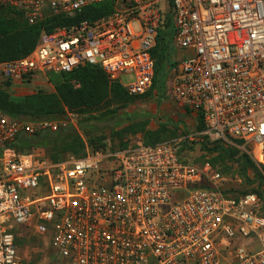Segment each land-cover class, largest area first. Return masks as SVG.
<instances>
[{"label": "built area", "instance_id": "obj_1", "mask_svg": "<svg viewBox=\"0 0 264 264\" xmlns=\"http://www.w3.org/2000/svg\"><path fill=\"white\" fill-rule=\"evenodd\" d=\"M102 2L110 4L107 14L83 18ZM0 6L21 11L28 25L67 22L42 31L27 55L0 62V81L14 96L33 93L39 75L85 64L100 67L128 96H142L169 11L171 44L187 52L170 93L203 124L177 139L86 147L80 157L52 162L10 144L20 134L54 132L57 121H18L0 112V264H21L17 227L47 239L55 264H264L260 196L236 193L239 177L208 160L193 163L181 151L196 138L235 140L264 168V0H0Z\"/></svg>", "mask_w": 264, "mask_h": 264}, {"label": "trees", "instance_id": "obj_2", "mask_svg": "<svg viewBox=\"0 0 264 264\" xmlns=\"http://www.w3.org/2000/svg\"><path fill=\"white\" fill-rule=\"evenodd\" d=\"M109 11L110 4L108 2L96 3L87 8L83 18L93 19L107 14ZM64 23L67 22L51 19L28 25L21 11L0 6V62L27 55L36 45L42 31H49L52 26ZM173 34L171 13L168 11L162 27L157 31L156 44L152 50L154 60L152 83L148 91L142 96L149 94L154 89H158L159 92L164 91L169 66L175 65L170 62ZM45 77L53 86L54 91L51 93L36 89L30 94L14 96L9 89V84L5 81L1 82V113L18 121L50 119L59 123L54 132L42 131L30 136L18 135L10 144L17 152L27 154L39 151L49 161L58 162L68 155L76 157L84 155L86 147L115 150L130 145L127 142L115 146L107 144L105 142L106 137H103L102 133L105 130H117L115 136L119 138L128 133L129 123H126L125 117L118 114L113 107L126 105L133 98L138 97L128 96L119 83L110 81L101 68L96 65H80L68 73H47ZM69 115H76L78 120L73 122ZM198 123L197 129L201 130L203 124L200 117ZM138 126L141 125L138 124ZM163 138L160 127L158 131L145 133L140 143L153 145L164 141ZM232 142L239 145V141L234 140ZM203 148L205 150V146ZM234 150L233 146H222V143L220 146L216 144L207 149L210 153L215 152V157L207 160L221 173L236 176L233 174L232 167L224 164L225 161L233 162ZM221 162H223L222 168L225 169L218 167ZM234 162H241L243 175L250 168L255 171V176L260 182L264 180L262 173L245 153L242 152ZM240 179L242 180V178ZM246 192L251 191H236L238 194ZM252 192L256 193L255 191ZM17 242L15 238V244Z\"/></svg>", "mask_w": 264, "mask_h": 264}, {"label": "rangeland", "instance_id": "obj_3", "mask_svg": "<svg viewBox=\"0 0 264 264\" xmlns=\"http://www.w3.org/2000/svg\"><path fill=\"white\" fill-rule=\"evenodd\" d=\"M183 54L182 50H178L172 46L170 48V62L175 65L169 66L167 73V81L163 92H159L158 89H154L144 96L133 98L130 103L126 105H117L113 108L116 112L126 119V123H129V132L125 133L122 137H117L115 134L117 130L109 131L105 130L102 133L103 137H106L105 142L112 146L119 143H129L130 145L142 142L143 135L148 132H155L162 128L163 140L177 139L187 133H194L199 127L198 119H191L187 114L188 109L180 106L172 98L170 89L176 73V61L178 55ZM35 80L43 81V84L31 86L34 90L51 93L53 92V86L48 82L47 77L39 75ZM123 83H126L128 77H121ZM1 86V81H0ZM73 122L78 120L76 115L70 116ZM140 124L141 126H138ZM141 130V131H140ZM115 132V133H114ZM113 133V134H111ZM219 142V143H217ZM209 142L205 139L196 138L193 142L183 144L182 156H185L187 160L193 163H200L204 160L215 157V152L210 153L207 149L214 147V145L222 143V146H233L234 157L232 161H225L224 164L232 167L233 174L242 178L241 183L236 187V191H255L260 194L261 209L264 214V180L262 182L256 178L255 171L248 168L245 174L241 171V162H234L235 159L242 153L241 149L236 147L232 140ZM205 146V150L204 147ZM252 161V160H251ZM252 163L262 173L264 179V172L262 167L257 165L254 161ZM223 162L219 164L222 168ZM230 172V171H228ZM230 174V173H227ZM242 175V176H241ZM16 243L18 254L21 260V264H55L53 252L48 246V240L42 237H36L31 235L25 228L17 227ZM220 254L224 255L225 250L220 247Z\"/></svg>", "mask_w": 264, "mask_h": 264}, {"label": "crops", "instance_id": "obj_4", "mask_svg": "<svg viewBox=\"0 0 264 264\" xmlns=\"http://www.w3.org/2000/svg\"><path fill=\"white\" fill-rule=\"evenodd\" d=\"M178 50H179V49H178ZM182 51H183V54L178 55L177 57H175V58H177V61H176V68H177V65H178V63L180 62V60L183 59V58L187 55V52H186V51H184V50H182ZM40 84H43V81L35 80L34 83H33V86H35V85H40ZM187 114L189 115V117H190L191 119H198V118H199L195 113H193V112H191V111H187ZM197 131H198V130H197Z\"/></svg>", "mask_w": 264, "mask_h": 264}]
</instances>
